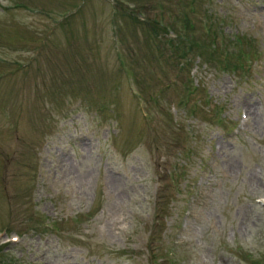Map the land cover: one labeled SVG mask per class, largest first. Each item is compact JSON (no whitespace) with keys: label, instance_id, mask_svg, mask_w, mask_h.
Masks as SVG:
<instances>
[{"label":"rangeland","instance_id":"1","mask_svg":"<svg viewBox=\"0 0 264 264\" xmlns=\"http://www.w3.org/2000/svg\"><path fill=\"white\" fill-rule=\"evenodd\" d=\"M0 264H264V0H0Z\"/></svg>","mask_w":264,"mask_h":264},{"label":"trees","instance_id":"2","mask_svg":"<svg viewBox=\"0 0 264 264\" xmlns=\"http://www.w3.org/2000/svg\"><path fill=\"white\" fill-rule=\"evenodd\" d=\"M187 17L185 16L181 21H180V27H182L183 29H182V31L183 32H185V30H187L186 29V27L184 26V19H186ZM175 25V24H174ZM187 28H188V26H187ZM147 31H146V33H148V35H146V37H145V39H146V41H148V43H151L152 42V44L153 43H155L156 42V47H159L160 46V44L157 42V40H156V38H155V35H157V36H159V30H161V31H168V29H170V28H168L166 25H160V22L159 21H157V20H151V22H149L148 24H147ZM151 29V30H153V31H149V30ZM155 30H157V31H155ZM154 35V36H152V35ZM177 34V33H176ZM167 40V39H166ZM170 40H172V39H170ZM184 40V39H183ZM169 41V40H168ZM165 42V41H164ZM163 43V42H162ZM172 44V43H171ZM154 45V44H153ZM188 47V46H187ZM186 52L187 51H180V53H183V54H186ZM183 54H181V55H183Z\"/></svg>","mask_w":264,"mask_h":264}]
</instances>
